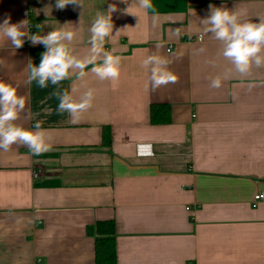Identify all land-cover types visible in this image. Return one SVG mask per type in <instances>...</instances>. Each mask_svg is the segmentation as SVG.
Listing matches in <instances>:
<instances>
[{
    "label": "crops",
    "instance_id": "0c3cea01",
    "mask_svg": "<svg viewBox=\"0 0 264 264\" xmlns=\"http://www.w3.org/2000/svg\"><path fill=\"white\" fill-rule=\"evenodd\" d=\"M55 5L0 0V23L27 20L26 31L41 36L74 30V53L83 57L96 15L115 5L104 49L122 57L120 77L101 81L88 65L82 79L40 88L27 82L28 64H39L44 46L25 37L16 49L0 36V81L26 101L16 123L40 121L52 144L38 156L21 144L0 150V264H93L87 227L103 220L115 224L117 264H264V199L252 206L264 191V67L236 73L201 23L219 7L259 22L264 0H152L147 10L138 0ZM154 53L172 61L178 79L152 91L141 61ZM57 88L76 98L95 90L77 123L57 112ZM151 105L166 109L167 120L152 121ZM137 142L152 153L137 155Z\"/></svg>",
    "mask_w": 264,
    "mask_h": 264
},
{
    "label": "clouds",
    "instance_id": "9594fccd",
    "mask_svg": "<svg viewBox=\"0 0 264 264\" xmlns=\"http://www.w3.org/2000/svg\"><path fill=\"white\" fill-rule=\"evenodd\" d=\"M123 2L127 3V0ZM69 4L82 6V0H56L55 6L62 10ZM138 4L145 10L153 8L152 0H138ZM115 11L116 6L109 5L106 13L96 15L89 29L90 49L83 57L74 53L76 32L71 29L61 27L42 36L30 34L26 31L27 20L10 23V18L6 17L0 23V36L9 40L16 49L23 46L25 37L32 45L42 44L46 49L41 54L38 65L28 64L29 84L36 81L40 88H46L49 82L59 85L71 75L82 79L86 75L84 69L88 65L93 66L91 72L101 81H117L120 77L122 57L104 49L106 40L113 35L112 13ZM124 11L130 13L127 8ZM243 16L244 13L229 11L228 8H211L210 14L202 19L201 23L204 25V33L210 34L221 43V55L232 64L235 72L247 76L253 67H264V20L252 22L242 19ZM118 31L119 29L116 32ZM161 47L163 45H157V48ZM199 51L203 52L204 49ZM171 63L170 59L158 53L147 55L141 61V67L149 74L145 87L155 91L162 86L176 83L178 77L170 70ZM223 78L226 79L227 75ZM221 83L222 77L218 75L211 80V87L219 88ZM17 87L0 81V150L7 152L14 144H21L27 146L33 155L38 156L52 149L51 137L47 130L41 127L40 121L32 128L16 123L26 103L25 98L17 94ZM53 95L59 101L57 112H67L71 122L77 123L80 116L93 106L95 90L89 88L76 98L69 91L57 88Z\"/></svg>",
    "mask_w": 264,
    "mask_h": 264
},
{
    "label": "trees",
    "instance_id": "16d2710c",
    "mask_svg": "<svg viewBox=\"0 0 264 264\" xmlns=\"http://www.w3.org/2000/svg\"><path fill=\"white\" fill-rule=\"evenodd\" d=\"M162 107V106H161ZM151 105L150 118L154 122L166 121V109ZM110 142L109 129H102V143ZM88 234L94 237V262L93 264H117L115 245V224L113 220L96 221L87 227Z\"/></svg>",
    "mask_w": 264,
    "mask_h": 264
},
{
    "label": "built area",
    "instance_id": "2783aa9c",
    "mask_svg": "<svg viewBox=\"0 0 264 264\" xmlns=\"http://www.w3.org/2000/svg\"><path fill=\"white\" fill-rule=\"evenodd\" d=\"M201 34H197L195 39L201 40ZM135 151L137 155H150L152 153L150 143L148 142H137L135 144ZM34 175H37L35 173ZM264 199V191L256 192L252 198V206H256L261 200Z\"/></svg>",
    "mask_w": 264,
    "mask_h": 264
}]
</instances>
